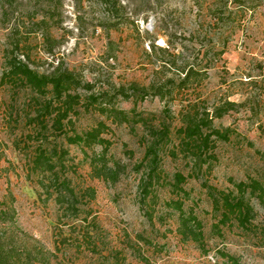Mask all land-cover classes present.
<instances>
[{"label": "rangeland", "instance_id": "1", "mask_svg": "<svg viewBox=\"0 0 264 264\" xmlns=\"http://www.w3.org/2000/svg\"><path fill=\"white\" fill-rule=\"evenodd\" d=\"M12 56L41 74L72 73L81 85L70 89L79 103L66 134L101 122L106 148L49 129L44 146L67 154L54 172L32 171L31 119L43 96L6 75ZM226 100L236 106L212 127L229 128V138L212 137L195 162L194 145L178 133L183 117L210 115ZM162 124L170 133L159 167L167 180L187 176V197L165 183L142 201L143 157ZM108 170L117 179H106ZM253 182L264 188V0H0V240L50 264H231L225 255L264 264V193ZM224 194L253 208L245 225L230 213L220 223ZM177 198L184 217L200 222L201 241L182 237L180 214L166 205Z\"/></svg>", "mask_w": 264, "mask_h": 264}, {"label": "trees", "instance_id": "2", "mask_svg": "<svg viewBox=\"0 0 264 264\" xmlns=\"http://www.w3.org/2000/svg\"><path fill=\"white\" fill-rule=\"evenodd\" d=\"M190 68L191 67L183 69L184 77L181 80L182 84L189 80L192 73V69ZM6 75L16 78L24 85L33 89L36 93L43 96V101L40 103L39 110L31 119L33 123L36 122V126L38 127L36 135H39V140H37L39 144L36 148V154L30 163V169L32 171L54 172L56 168L55 158L60 160L67 154L66 150L56 146H52L51 148L44 146L43 139H46V137L43 135L44 132L49 129L56 135H65L66 141L70 144L90 146L94 143L101 145L108 143L106 139L101 137V131L104 128V124L101 122L98 126L84 134H66L65 125L71 123V113L74 111L75 105L79 103V96L77 94H71L70 89L73 86L81 85L72 73L64 69H59L51 74H41L30 68L22 59L17 56H12L8 60ZM84 86L87 89L91 87L89 84H84ZM136 91L140 90L136 89ZM48 93H50V96L46 97ZM120 93H124L123 90L117 89L116 94ZM89 97L93 102L97 100L93 95ZM235 106V102L226 100L221 106L214 108L210 115L208 114L209 112H205V115L202 116L197 110L193 113L189 112L184 115L182 125L178 128V133L186 146L194 145L193 159L195 162L205 161L201 155L204 153V148H208L209 143L212 141V137L219 140H227L229 138V128H226L224 131L213 128L212 119L222 117ZM100 111L107 116L116 115L115 117H118L120 121H128V118L122 111L113 108H111L110 112H107L105 108H101ZM169 133L170 130L167 124H162L161 128L153 129L151 132L152 138L145 150L142 162L145 165V173H143L139 183L142 201L147 198L157 197L155 188L165 183L168 184L172 192L187 197V193L182 187L187 176L177 171L173 174L171 180H167L159 167V151L162 142L165 139L167 140ZM104 148H106L105 145ZM139 166H142V164H139ZM117 176L118 173L115 170H108L105 174L106 179L110 177L112 180H115ZM236 187L239 191L243 192L245 184L243 182H238L236 183ZM251 187L252 190L260 189L262 193H264V188H261L257 182H253ZM212 197L214 207L218 208L220 200L213 195ZM221 203L226 207L220 220L222 224L226 223L228 220V213L234 215L242 225H245L253 216V208L244 201L243 197L231 198L229 194H224L221 197ZM166 205L180 214L179 228L181 229L182 237L186 239L190 238L196 242L201 241L203 237L201 224L194 216L184 217L182 209L183 201L177 198L169 200ZM225 256L231 264H238V261L233 256ZM35 263L50 264V261L48 257L41 253H34L24 246L15 245L11 239L0 240V264Z\"/></svg>", "mask_w": 264, "mask_h": 264}]
</instances>
